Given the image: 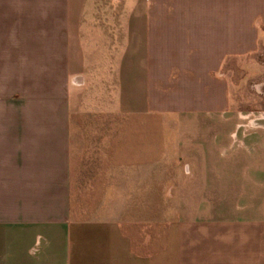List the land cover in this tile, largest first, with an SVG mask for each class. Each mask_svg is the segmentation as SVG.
Here are the masks:
<instances>
[{"label":"crops","instance_id":"0c3cea01","mask_svg":"<svg viewBox=\"0 0 264 264\" xmlns=\"http://www.w3.org/2000/svg\"><path fill=\"white\" fill-rule=\"evenodd\" d=\"M254 57L264 0H0V264H264Z\"/></svg>","mask_w":264,"mask_h":264},{"label":"rangeland","instance_id":"374dc122","mask_svg":"<svg viewBox=\"0 0 264 264\" xmlns=\"http://www.w3.org/2000/svg\"><path fill=\"white\" fill-rule=\"evenodd\" d=\"M236 74L232 75V79L236 82L228 86V99L230 110L235 111L242 108L241 112L248 113H260L263 109L262 100L264 99V69L259 66L258 62H263L264 58L254 57L247 59H240ZM251 62L245 67L244 62ZM263 77V79H262ZM241 110V109H240ZM246 123V122H245ZM174 124V125H173ZM247 124V123H246ZM217 123L210 121H178L175 120L172 123L167 121H156L157 132V152L158 156L165 154L168 148H172L176 145L177 136L182 133L183 130H195L201 132L203 136H209L208 132L212 131L213 127ZM186 140V139H184ZM221 146L226 149L237 148V141L223 140Z\"/></svg>","mask_w":264,"mask_h":264}]
</instances>
